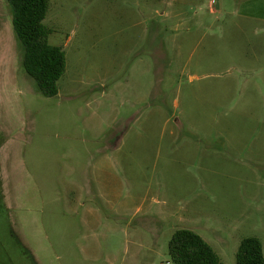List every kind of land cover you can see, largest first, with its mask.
Returning <instances> with one entry per match:
<instances>
[{
  "label": "rangeland",
  "instance_id": "374dc122",
  "mask_svg": "<svg viewBox=\"0 0 264 264\" xmlns=\"http://www.w3.org/2000/svg\"><path fill=\"white\" fill-rule=\"evenodd\" d=\"M58 93L22 66L0 0V264H221L264 255V0H48Z\"/></svg>",
  "mask_w": 264,
  "mask_h": 264
},
{
  "label": "trees",
  "instance_id": "16d2710c",
  "mask_svg": "<svg viewBox=\"0 0 264 264\" xmlns=\"http://www.w3.org/2000/svg\"><path fill=\"white\" fill-rule=\"evenodd\" d=\"M12 15V27L23 49L22 66L32 77L40 92L53 97L58 93L57 82L65 72V52L48 41L51 30L43 21L48 0H7ZM19 249L30 264H39L30 251L19 242ZM169 255L175 264H221L206 241L195 231L176 230L169 242ZM236 264H264L261 241L244 238L237 251Z\"/></svg>",
  "mask_w": 264,
  "mask_h": 264
}]
</instances>
